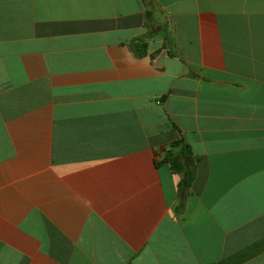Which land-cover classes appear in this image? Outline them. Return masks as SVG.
Masks as SVG:
<instances>
[{
	"label": "crops",
	"instance_id": "1",
	"mask_svg": "<svg viewBox=\"0 0 264 264\" xmlns=\"http://www.w3.org/2000/svg\"><path fill=\"white\" fill-rule=\"evenodd\" d=\"M0 264H264V0H0Z\"/></svg>",
	"mask_w": 264,
	"mask_h": 264
},
{
	"label": "trees",
	"instance_id": "2",
	"mask_svg": "<svg viewBox=\"0 0 264 264\" xmlns=\"http://www.w3.org/2000/svg\"><path fill=\"white\" fill-rule=\"evenodd\" d=\"M160 163L169 164L174 177L177 179L179 197L177 213L181 214L197 173V164L192 150L188 144L177 141L164 150V156Z\"/></svg>",
	"mask_w": 264,
	"mask_h": 264
}]
</instances>
